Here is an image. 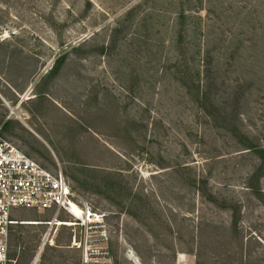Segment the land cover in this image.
Segmentation results:
<instances>
[{"label":"rangeland","instance_id":"1","mask_svg":"<svg viewBox=\"0 0 264 264\" xmlns=\"http://www.w3.org/2000/svg\"><path fill=\"white\" fill-rule=\"evenodd\" d=\"M0 136L103 214L112 264H264V0H0ZM51 217L13 211L7 264ZM73 230L36 264H80Z\"/></svg>","mask_w":264,"mask_h":264},{"label":"built area","instance_id":"2","mask_svg":"<svg viewBox=\"0 0 264 264\" xmlns=\"http://www.w3.org/2000/svg\"><path fill=\"white\" fill-rule=\"evenodd\" d=\"M73 205L79 208V217L72 214ZM18 209L52 214L49 220L39 222L45 230L36 254L42 252L59 227L67 226L74 228L71 245L80 250V264H112L110 227L103 214L77 205L68 180L60 171L45 169L0 136V264L9 262V228L16 223L12 213ZM61 213L72 220H59ZM30 264L35 263L32 260Z\"/></svg>","mask_w":264,"mask_h":264},{"label":"bare ground","instance_id":"3","mask_svg":"<svg viewBox=\"0 0 264 264\" xmlns=\"http://www.w3.org/2000/svg\"><path fill=\"white\" fill-rule=\"evenodd\" d=\"M72 214L74 215V216H80V210H79V208H77L76 206H72ZM25 223H29V224H35V223H37V222H25ZM59 224H61V225H67V224H65V223H59ZM51 242H52V240H51ZM50 242V243H51ZM52 244V243H51ZM39 256H40V252L38 253V254H36V256L34 257V259H33V262L36 264V262L38 261V259H39Z\"/></svg>","mask_w":264,"mask_h":264}]
</instances>
